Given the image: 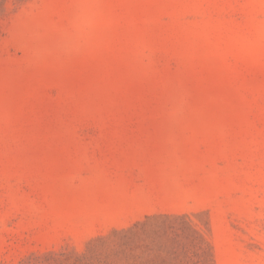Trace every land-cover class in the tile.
I'll list each match as a JSON object with an SVG mask.
<instances>
[{"label": "rangeland", "instance_id": "374dc122", "mask_svg": "<svg viewBox=\"0 0 264 264\" xmlns=\"http://www.w3.org/2000/svg\"><path fill=\"white\" fill-rule=\"evenodd\" d=\"M0 264H264V0H0Z\"/></svg>", "mask_w": 264, "mask_h": 264}]
</instances>
